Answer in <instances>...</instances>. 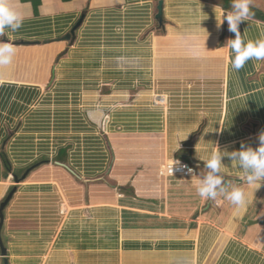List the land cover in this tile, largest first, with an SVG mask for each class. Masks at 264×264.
<instances>
[{"label":"crops","instance_id":"0c3cea01","mask_svg":"<svg viewBox=\"0 0 264 264\" xmlns=\"http://www.w3.org/2000/svg\"><path fill=\"white\" fill-rule=\"evenodd\" d=\"M157 2L12 0L24 21L0 36L16 48L0 65V204L16 187L0 264H264V182L234 219L196 191L207 146L260 143L264 61L230 70L220 6L163 0L162 28ZM239 30L264 39L258 21ZM172 159L192 174L160 176ZM222 164L223 187H246Z\"/></svg>","mask_w":264,"mask_h":264},{"label":"clouds","instance_id":"9594fccd","mask_svg":"<svg viewBox=\"0 0 264 264\" xmlns=\"http://www.w3.org/2000/svg\"><path fill=\"white\" fill-rule=\"evenodd\" d=\"M250 4L251 0H232L231 11L221 12L219 20L216 16L218 27L226 19L228 30L234 33V38L228 39L225 46L222 47L227 49L228 66L232 71H239L250 60L264 61V39H246L239 30L240 23L249 21L252 15ZM23 21V15L13 6L12 0H0V36L5 35V30L18 31L22 27ZM15 54L16 48L13 44L0 42V65L10 64ZM258 138L260 143L255 149L244 145L231 153H222L218 147L212 151V145L204 149L209 152V155L203 159L208 171L206 175L197 179L196 191L200 197L205 198V200H214L218 205L220 204L218 197L226 198L235 206L232 219L239 218L244 214L250 203V193L253 194L254 190L264 182V132H261ZM225 155L236 161V167L242 170V184L246 187L234 185L230 190L223 187L224 180L219 173L224 169L222 157ZM179 161L172 159V163L169 165L171 174L172 166L174 164L180 165ZM187 172L192 174L193 170L190 166L187 168ZM193 177L196 176L193 175Z\"/></svg>","mask_w":264,"mask_h":264},{"label":"water","instance_id":"95a60500","mask_svg":"<svg viewBox=\"0 0 264 264\" xmlns=\"http://www.w3.org/2000/svg\"><path fill=\"white\" fill-rule=\"evenodd\" d=\"M156 9H157V12H156V14H155L154 17H155V19H156L158 25H159L160 27L163 28V22H164V19H163V0H158V2H157V6H156ZM81 20H82V19H80V20L77 22L76 26L81 22ZM225 22H226V19H225ZM76 26H75V27H76ZM75 27H74V28H75ZM74 28L70 31L69 34H67V35L65 36L66 39L70 38L71 35L74 34ZM225 29H226V24H224V30H225ZM221 42H223V36L221 37ZM186 158L190 161V165H191V166H195V167H196V166L199 165L198 163H195L194 161H192V158H191V155H190V154H188V155L186 156ZM23 178H24V177H23ZM14 180H15V183H16V184H18V183L20 182V179L17 178L16 176H14ZM15 190H16V187H14V188L12 189V191L8 194V196H7V197L4 199V201L0 204V232H1V228H2V225H3V219H4V217H3V209H4V207L7 205V203L9 202V200L11 199V197H12L13 193L15 192ZM0 252H1V255H2L3 257L6 256V249H5L4 246H3V243H2L1 237H0ZM4 264H7V261H6V260H4Z\"/></svg>","mask_w":264,"mask_h":264},{"label":"built area","instance_id":"2783aa9c","mask_svg":"<svg viewBox=\"0 0 264 264\" xmlns=\"http://www.w3.org/2000/svg\"><path fill=\"white\" fill-rule=\"evenodd\" d=\"M157 105H163L165 103V100L163 98H158L155 102ZM180 165H176L174 164L173 167V171L172 174L170 173V169H169V164H166L160 171H159V175L163 176V177H175V176H179V177H188L190 176V174L187 172V168H189V165L185 162L179 161ZM184 166V167H182Z\"/></svg>","mask_w":264,"mask_h":264},{"label":"trees","instance_id":"16d2710c","mask_svg":"<svg viewBox=\"0 0 264 264\" xmlns=\"http://www.w3.org/2000/svg\"><path fill=\"white\" fill-rule=\"evenodd\" d=\"M205 1L220 6V8L224 10L225 12L231 11L232 0H205ZM250 10H251L252 15L249 19L258 21L264 24V11L253 5H250Z\"/></svg>","mask_w":264,"mask_h":264},{"label":"rangeland","instance_id":"374dc122","mask_svg":"<svg viewBox=\"0 0 264 264\" xmlns=\"http://www.w3.org/2000/svg\"><path fill=\"white\" fill-rule=\"evenodd\" d=\"M264 11V0H251V4Z\"/></svg>","mask_w":264,"mask_h":264}]
</instances>
